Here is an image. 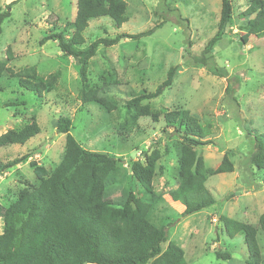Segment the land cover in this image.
<instances>
[{"label":"rangeland","instance_id":"1","mask_svg":"<svg viewBox=\"0 0 264 264\" xmlns=\"http://www.w3.org/2000/svg\"><path fill=\"white\" fill-rule=\"evenodd\" d=\"M124 1L126 23L120 28L110 19L101 18L89 21L83 32L78 50L97 40L126 37L116 45L95 49L88 61L87 82L82 85L77 62L63 55L57 42L40 44L46 36L62 31L66 41L71 38L72 31L66 25L75 18L76 0H0V13L15 2L6 11L9 17L1 26L0 60L5 59L9 49L12 58L7 67L12 73L30 67L44 78L59 73L56 89L40 97L20 88L18 79L10 74L0 78V136L34 123L39 127L38 134L23 144L0 148L4 163L29 156L0 176V204L12 200L24 181L38 184L30 161L49 170L61 161L65 135L57 133L55 123L59 117H66L72 123L69 134L83 149L117 160V170L110 175L105 189L111 203L122 204L128 193L145 199L143 189L130 174V165L143 160L144 153L159 151L161 158L156 162L152 183L158 197L151 206L149 220L166 231L163 249L167 243H175L188 264H244V240L227 236L221 218L257 227L258 216L264 213L262 176L250 164L254 137L264 132V38L250 37L246 45L240 42L239 37L248 28L239 15L248 4L246 0H231L232 19L209 57L203 51L216 33L221 0ZM152 29L154 32L148 36L130 38ZM174 67L172 84L141 105L157 110L186 109L200 123L211 125L213 144L192 150L195 161L204 165L206 188L215 204L188 217H182V205L168 197L176 187V136L162 132L161 120L153 123L142 118L124 126L128 115L123 106L130 92L153 93ZM216 68L220 72H214ZM82 88H102L99 95L115 102L118 108L108 114L96 103H82ZM225 154L233 164V172L214 175ZM257 239L264 257V232L259 229ZM218 248L231 260H217L213 253Z\"/></svg>","mask_w":264,"mask_h":264},{"label":"trees","instance_id":"2","mask_svg":"<svg viewBox=\"0 0 264 264\" xmlns=\"http://www.w3.org/2000/svg\"><path fill=\"white\" fill-rule=\"evenodd\" d=\"M246 1L248 7L239 15L248 28L247 33L239 37L243 45L250 37L264 38V0ZM14 3L8 4L6 11ZM126 8L124 0H76L75 18L66 25L72 31L71 38L66 41L65 31H62L46 36L40 44L57 42L60 52L77 62L84 85L88 61L95 55V49L99 45H116L126 37L119 35L110 41L97 40L88 48L78 50L77 47L83 44L82 34L89 21L108 18L120 28L126 23ZM6 11L0 13V35L3 22L9 17ZM231 19V0H221L217 30L206 44L204 55L212 56L214 46L222 40ZM154 30L130 38L140 39ZM11 58L7 49L5 59L0 60V78L10 74L18 79L20 88L38 97L56 89L58 72L45 78L38 75L34 67L12 73L7 67ZM215 71L220 72L217 68ZM175 74L176 68H170L165 81L153 93L130 92L123 106L128 115L124 126L133 125L142 118L153 123L161 120L164 124L162 132L176 136V187L168 192V197L181 204V216L188 217L215 204L214 197L206 188L204 165L195 161L192 150L196 146L213 144L211 125L200 123L186 109L157 110L148 104L141 105L143 101L160 96L162 90L172 84ZM99 91L103 92L102 88H82L80 101L96 103L108 114L112 113L118 107L115 102L100 96ZM71 127L72 123L66 117H59L55 123L57 133L65 135L61 161L50 170L30 161L29 166L38 184L24 181L12 200L5 205L0 204V264H188L175 243L169 242L162 248L167 241L166 231L149 220L151 206L158 197L152 183L156 162L161 158L159 151L154 149L149 155L144 153L143 160L138 159L130 165V174L143 189L145 199H137L128 193L122 204H114L106 198L105 189L111 181L110 175L117 170V160L104 153L83 149L69 134ZM38 128L34 123L20 131H6L0 136V148L23 144L38 134ZM254 141L250 164L261 174L264 185V132L256 135ZM28 158L25 156L6 163L0 159V176ZM232 172L233 164L225 154L213 174ZM221 219L227 236L243 238L247 250L244 264H264L257 239L258 229L264 232V213L258 216L257 227L227 217ZM213 254L217 260H231V256L219 248Z\"/></svg>","mask_w":264,"mask_h":264},{"label":"built area","instance_id":"3","mask_svg":"<svg viewBox=\"0 0 264 264\" xmlns=\"http://www.w3.org/2000/svg\"><path fill=\"white\" fill-rule=\"evenodd\" d=\"M216 222V220H214Z\"/></svg>","mask_w":264,"mask_h":264}]
</instances>
